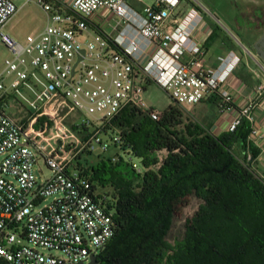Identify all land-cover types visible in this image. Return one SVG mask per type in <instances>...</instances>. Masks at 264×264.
Masks as SVG:
<instances>
[{"label":"built area","instance_id":"obj_1","mask_svg":"<svg viewBox=\"0 0 264 264\" xmlns=\"http://www.w3.org/2000/svg\"><path fill=\"white\" fill-rule=\"evenodd\" d=\"M31 1L49 22L18 42L4 29L19 8L0 0V45L12 52L0 74V264H89L109 244L115 211L76 159L96 146L109 150L101 131L127 107L160 120L163 112L145 98L151 85L186 112L217 98L223 131L248 121L250 141L264 152V85L238 105L234 77L241 59L231 52L207 65L205 43L194 35L203 20L197 8L181 18L180 0H153L142 12L135 0ZM14 97L29 110L27 121L7 114ZM83 115L103 122L102 129L91 134ZM121 141L115 132L111 142ZM40 158L52 172L41 182L35 173Z\"/></svg>","mask_w":264,"mask_h":264},{"label":"trees","instance_id":"obj_2","mask_svg":"<svg viewBox=\"0 0 264 264\" xmlns=\"http://www.w3.org/2000/svg\"><path fill=\"white\" fill-rule=\"evenodd\" d=\"M116 128L114 147L139 159L141 173L121 156L77 161L94 190L112 191L100 194L115 235L97 264H264V179L252 167L261 150L248 121L216 135L173 103L158 121L127 107L103 132L113 139ZM193 196L202 203L173 245L174 220Z\"/></svg>","mask_w":264,"mask_h":264},{"label":"rangeland","instance_id":"obj_3","mask_svg":"<svg viewBox=\"0 0 264 264\" xmlns=\"http://www.w3.org/2000/svg\"><path fill=\"white\" fill-rule=\"evenodd\" d=\"M14 2L19 8V11L4 29V32L12 39L18 42H24L28 36L41 33L47 27L49 16L45 12V10L37 4L36 1L27 3L26 0H14ZM135 3L136 4H133L137 7L138 10L142 12L145 6L152 5L153 0H142V2L135 0ZM193 8H197L200 12L201 10L205 11L206 18L213 25L218 27V37L214 41L215 44L213 45V50H215L223 40H227L230 43H233L234 49L237 51L241 59V66L244 67L247 72L254 69V62L251 59V57H253L255 61H257V64L263 71L262 74L264 75V66L255 56V53L251 47L253 41L262 34L264 28L256 33L254 37H251L252 40L248 42L245 39L246 37L248 38V36L244 35V19L239 16L241 12L245 13L247 16H251V13L255 8H257L258 10L264 9V0H180L178 12H180L181 10L183 11L180 17L183 18ZM245 49H247L248 51L246 52ZM249 52L251 54H249ZM11 58V50L6 45L1 44L0 74L5 69L6 60ZM261 78V81L263 82L262 84L264 85V77ZM11 82L12 78H7L5 80L6 86H9ZM145 98L150 107L162 112H164L171 104L174 103L170 96L157 85H151L148 87ZM8 101L11 107L6 109L7 114L20 123L27 121L30 112L25 104L16 97L10 98ZM187 115L195 122L208 128L211 132L219 128L223 131V127H221L222 124H220L219 122V113L213 105L208 104L206 107L204 103H201L196 107L190 108V110L187 112ZM83 116L84 118L92 122V125L90 126L91 134L102 129L103 122L97 121L93 117L88 115ZM78 118H81V116L78 114H73L71 116V119ZM101 132L102 133L100 134V138L105 144L110 145L109 150L104 153L101 146H96V149L93 153L84 152L78 156L83 163L86 162L90 165H96L102 160V158H118L119 156H121L126 161H131L138 167L141 166L139 159L133 157L132 155H129L127 152L114 147V144L111 142L112 132ZM115 132H119V130L116 128ZM78 157L76 160H79ZM250 159H252V156L250 157ZM252 167L255 173L264 179V170H262L258 166L257 161L253 162ZM35 173L38 177L39 182H41L42 180H47L52 176L51 169L45 164L42 158L39 159L38 164L35 166ZM108 191L111 195L112 191L110 189L100 190L99 193L103 194ZM201 203L202 201L197 197H191L190 204L183 210L182 215L175 218L173 227L168 237V240L171 244L174 245L177 240L183 238L185 233L186 220L191 219L195 215ZM43 252L45 254H50L49 251Z\"/></svg>","mask_w":264,"mask_h":264},{"label":"crops","instance_id":"obj_4","mask_svg":"<svg viewBox=\"0 0 264 264\" xmlns=\"http://www.w3.org/2000/svg\"><path fill=\"white\" fill-rule=\"evenodd\" d=\"M180 13L182 14L183 11L181 10ZM205 11L201 10V15L203 17L202 22L199 26L194 30V35L201 39L205 43L206 51H207V65L209 67H214L217 65L218 58L220 56L227 55L231 52H234L238 55L237 51L234 49L233 43H230L227 40H223L222 43L217 46L215 50H213V45L215 44L214 41L218 37V27L213 25L205 15ZM228 39V38H227ZM243 46V45H242ZM246 52L248 51L245 49ZM250 54V53H249ZM239 56V55H238ZM251 57V56H250ZM251 59L254 62V69L252 71H246L244 67L240 65L237 67L234 77V85L237 86L236 93V100L238 105H243L246 99V96L251 93V91L255 90L258 85H261L263 82L261 81V77H264L262 74L263 71L258 66L257 61L253 57ZM207 107L208 104L215 106L218 112L217 107V98H210L203 102ZM203 105V104H202ZM260 108L259 114L261 118L260 128L264 132V113L261 112L264 110V97L260 99ZM212 133L216 135H220L223 132L221 130H214ZM258 166L264 170V152H261L259 158L257 159Z\"/></svg>","mask_w":264,"mask_h":264},{"label":"flooded vegetation","instance_id":"obj_5","mask_svg":"<svg viewBox=\"0 0 264 264\" xmlns=\"http://www.w3.org/2000/svg\"><path fill=\"white\" fill-rule=\"evenodd\" d=\"M251 16H247L245 13H240V17L244 19L245 26H244V35L248 36L246 37V41L250 42L252 39L251 37H254L256 33H258L262 28H264V9H253ZM264 30L261 35H259L251 44L252 50L255 53V56L259 59L261 64L264 66V61L260 57L258 51L255 49V46L258 44L259 40L263 37ZM260 47L262 45H259ZM264 51V48H263Z\"/></svg>","mask_w":264,"mask_h":264},{"label":"water","instance_id":"obj_6","mask_svg":"<svg viewBox=\"0 0 264 264\" xmlns=\"http://www.w3.org/2000/svg\"><path fill=\"white\" fill-rule=\"evenodd\" d=\"M259 45H262L261 47ZM263 48H264V35L263 37L259 40L258 44L255 46V49L258 51L260 57L262 58V60L264 61V51H263ZM250 53V52H249ZM251 54V53H250ZM97 256L96 255H93L91 257V262L89 264H97ZM81 264H85V263H81Z\"/></svg>","mask_w":264,"mask_h":264}]
</instances>
